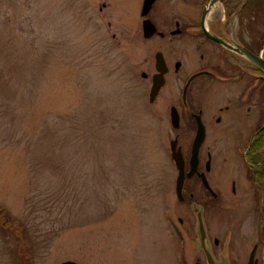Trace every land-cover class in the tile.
<instances>
[{"label": "rangeland", "instance_id": "1", "mask_svg": "<svg viewBox=\"0 0 264 264\" xmlns=\"http://www.w3.org/2000/svg\"><path fill=\"white\" fill-rule=\"evenodd\" d=\"M142 1L0 0V264H171L178 255L163 249L169 216L187 208L168 114L199 55L189 37L144 38ZM225 8L209 23L225 20ZM201 9V0L175 2L164 15L190 11L196 22ZM228 20L236 32L238 16ZM158 51L171 73L151 105ZM219 84L233 96L245 86Z\"/></svg>", "mask_w": 264, "mask_h": 264}, {"label": "flooded vegetation", "instance_id": "2", "mask_svg": "<svg viewBox=\"0 0 264 264\" xmlns=\"http://www.w3.org/2000/svg\"><path fill=\"white\" fill-rule=\"evenodd\" d=\"M201 1L200 18L196 22L191 20L190 11L181 16L164 15L170 4L192 5L193 0H155L149 13L141 15L143 21L150 19L157 28L156 33L146 39L157 37L173 42L189 37L195 41V52L199 55L193 64L198 68L184 77L181 104L176 106L180 116L178 127L172 125L171 109L168 114V125L172 126L170 144L176 139L185 159L184 199L180 203L187 208L184 215L174 213L169 216L171 240L163 244V249L167 253L173 249L175 254L178 252L171 264H264V182L260 181L264 167H259V156L252 144L264 141V72L247 60L244 66L248 69L241 68L239 54L206 34L202 17L212 0ZM245 1L218 0L207 10V30L229 44L239 43L247 47L251 38L244 35L242 39L239 21L238 29L233 32L228 20L234 13L239 20V7ZM218 3L227 8L225 20L219 16L218 21L215 18L209 23V14ZM263 51L259 54L263 55ZM176 63L173 74L179 76L183 73L182 62L179 68ZM168 68L167 73H171L169 65ZM234 69L238 71L232 72ZM197 73L201 74L191 81L184 94L185 85ZM143 78L147 79L148 75ZM219 83H244L245 86L233 96L230 87H224L229 88L226 93ZM165 84L154 101L149 98L151 105L157 103ZM155 110L165 113L162 106ZM198 122L203 140L198 161L193 166L191 156ZM191 171L193 174L188 176ZM197 210L201 212L204 238L200 233Z\"/></svg>", "mask_w": 264, "mask_h": 264}, {"label": "water", "instance_id": "3", "mask_svg": "<svg viewBox=\"0 0 264 264\" xmlns=\"http://www.w3.org/2000/svg\"><path fill=\"white\" fill-rule=\"evenodd\" d=\"M217 1L218 0H212L203 12L202 25H203V28H204L206 34L209 37H211L212 39L221 42L224 46L232 49L234 52H236L241 57H243L244 59H246L250 63L254 64L256 67H258L259 69H261L264 72V57L262 54H256V53L252 52L251 50H249L247 47H245L239 43L229 44V43L225 42L224 40H222L221 38H218L217 36L212 35L207 30V28L205 27V17L207 14V10H208V8H211ZM154 2H155V0H143V6H142V10H141L142 16H145L149 13ZM156 31H157V28H156L155 24L150 19H145L143 21V36L145 38L152 37L156 33ZM155 59H156L155 66H156L157 73H155L153 76L152 88L150 91V100L151 101L155 100V98H156L158 92L160 91L161 87L165 84V82H166L165 74L169 70L163 52H161V51L157 52L155 55ZM176 65H177V68H179L181 65V62H177ZM199 74H201V73L194 74L190 78V80L188 81V83L184 87V94L187 93V90L189 88L191 81ZM143 76H147V74L145 73V74H143ZM171 118H172V125L174 127H178L179 122H180V116H179V111L176 108V106H173L171 108ZM198 125H199L198 133H197L196 139L193 143L192 156H191V164L193 166L196 165V163L198 161L199 148H200V145L202 144V140H203V131H202V127L200 125V122H198ZM171 156H172L173 160L175 161L177 168L179 169V173H178V177H177V184H176V193H177L178 200L182 201L184 199L183 185H184V181H185V177H186V174L184 171L185 159H184V156L182 154L181 148L178 146V141L176 139L171 142ZM192 174H193V172L191 171L188 173V176H191ZM197 213L199 214V221L201 222L200 233H201L202 238H204L205 231H204V227L202 226V216L200 214L201 213L200 210H197ZM59 264H78V263L75 261L68 260V261L61 262Z\"/></svg>", "mask_w": 264, "mask_h": 264}, {"label": "trees", "instance_id": "4", "mask_svg": "<svg viewBox=\"0 0 264 264\" xmlns=\"http://www.w3.org/2000/svg\"><path fill=\"white\" fill-rule=\"evenodd\" d=\"M239 8L241 37L244 39L245 32H247L251 38L247 43V48L259 54L264 49V29L258 25V22L262 18L264 19V0H246ZM252 144L256 154L259 156V167H264V141ZM260 181L264 182V174Z\"/></svg>", "mask_w": 264, "mask_h": 264}, {"label": "bare ground", "instance_id": "5", "mask_svg": "<svg viewBox=\"0 0 264 264\" xmlns=\"http://www.w3.org/2000/svg\"><path fill=\"white\" fill-rule=\"evenodd\" d=\"M244 60H246V59H244ZM261 70V69H260ZM262 71V70H261Z\"/></svg>", "mask_w": 264, "mask_h": 264}]
</instances>
